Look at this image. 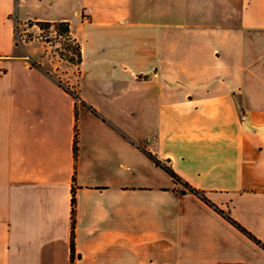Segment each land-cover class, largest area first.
I'll return each mask as SVG.
<instances>
[{"label":"crops","instance_id":"1","mask_svg":"<svg viewBox=\"0 0 264 264\" xmlns=\"http://www.w3.org/2000/svg\"><path fill=\"white\" fill-rule=\"evenodd\" d=\"M17 1L0 0V264H264L225 217L264 244V0L217 27L190 0L181 22L145 0H37L23 21L80 44L66 85L19 48Z\"/></svg>","mask_w":264,"mask_h":264},{"label":"rangeland","instance_id":"2","mask_svg":"<svg viewBox=\"0 0 264 264\" xmlns=\"http://www.w3.org/2000/svg\"><path fill=\"white\" fill-rule=\"evenodd\" d=\"M187 0H145V2L157 8L159 18L168 21H183L185 17L184 7ZM195 2L194 15L195 21L210 22L212 26L217 27L226 22L225 18H220V8L227 12L228 21L235 18L237 9L235 7V0H190ZM44 2L37 0H18L15 4L14 13L17 20L23 21L28 12H35L37 8ZM137 3V0H136ZM204 11V12H203ZM211 14H210V13ZM208 18V19H207ZM62 26L50 27L48 29H40L36 25L28 26L20 24L18 35L16 39L21 49L25 43L26 47L31 49L34 53L48 58L51 61V68L54 75L58 77L64 85L68 81L75 82L77 68L75 65V55L73 51L74 43L72 39H67L65 34L61 31ZM26 40V42H24ZM69 59V61H68Z\"/></svg>","mask_w":264,"mask_h":264},{"label":"trees","instance_id":"3","mask_svg":"<svg viewBox=\"0 0 264 264\" xmlns=\"http://www.w3.org/2000/svg\"><path fill=\"white\" fill-rule=\"evenodd\" d=\"M25 24L28 26H32V25H36L38 26V28L40 29H48L50 27H59L62 26L63 30L61 31L62 33L65 34L67 39H72V42L74 43L73 46V51H74V55H75V65L76 68L78 70V65L80 64V60H81V50H80V44L79 42L72 37L71 33H70V29H69V24L66 21H59V22H50V21H32V20H26V21H19L17 19H15V23H14V33H15V37L18 35V29L20 24ZM16 42V41H15ZM24 42H26V40H24ZM17 44V42H16ZM69 61V59H68ZM58 82L61 83L60 80H58ZM65 89L70 92V94L73 95L74 98L78 99V95L74 92L71 91L68 87L65 86ZM76 137V134H75ZM148 153V152H147ZM148 155L160 166H162V168L168 173V175L172 178V180H174L175 182H179L181 184H183L184 188L186 191L194 193L196 195H199L206 203H208L209 205L213 206L203 195L202 191H199L193 187H191L190 185H188L186 182L182 181V179L175 174V172L165 163H162L161 161H159L158 159H156L154 156H152L150 153H148ZM74 197L72 196L71 198V218H72V223L74 220ZM216 208V207H215ZM219 212H221L220 210H218ZM225 217L236 227L238 228L240 231L244 232L249 238H251L253 241H255L256 243L262 245L264 247V244H262L258 239H256L252 234H250L246 229H244L240 224H238L236 221H234L233 219H231L229 216L225 215ZM73 233H71V240H70V246H71V253H73Z\"/></svg>","mask_w":264,"mask_h":264}]
</instances>
